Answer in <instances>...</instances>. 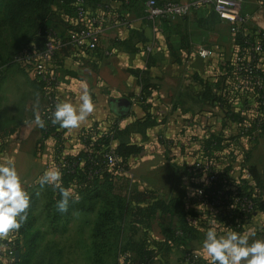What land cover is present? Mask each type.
<instances>
[{"label": "crops", "instance_id": "crops-1", "mask_svg": "<svg viewBox=\"0 0 264 264\" xmlns=\"http://www.w3.org/2000/svg\"><path fill=\"white\" fill-rule=\"evenodd\" d=\"M106 1L100 0L101 3ZM143 4V0H135L131 6L124 8L113 4L119 12L116 13L119 21L114 27H105L97 50L59 58L69 76L68 90L61 93L66 107L64 129L74 140L80 132L102 126L106 118H118L122 133L112 144L113 148L123 140L141 147V152L129 159L123 176L113 177L112 195L127 198L134 193L150 191L165 200L179 197L185 201L188 210L193 189L182 167L184 163H190L189 155L193 149L185 146L183 153H180L177 147L166 154V149L158 142V136H173L176 142L187 145L191 137H203L208 132L216 134L220 131L222 110L209 107L203 86L207 84L212 92L222 86L226 62L233 56L236 34L232 32L231 24L207 8L155 25L147 24L141 14ZM51 9L66 23L56 24V30L65 35L73 19L65 14L60 3H54ZM242 12L247 16L243 36L264 32V0H244ZM212 43L218 47V51L211 59H201L193 50L195 46L207 47ZM11 71L4 74L0 82V180L8 185L27 188V194L40 193L44 185L54 184L58 179L53 163L57 141L53 138L43 139L41 134L38 119L46 102L38 83L28 75L21 76ZM140 80L147 81L155 88L147 99L149 111L138 104ZM121 101H127L128 106L120 105ZM231 108L234 113H240L241 104L232 103ZM149 115V121H154V124L144 127L141 124L146 119L144 117ZM186 149L189 150L187 153ZM262 159L264 131L260 132L247 162L253 171L250 183L256 186L260 196L250 226L240 235L222 240L219 227H216L211 215L206 214L205 217L209 216L206 228H198L196 239L188 244L199 257L208 258L214 252L215 243L224 242L222 254L231 264H264ZM106 209L99 204L93 211H69L66 216L56 220V234L66 237L68 231L74 229L70 245L84 249L82 254L72 256L74 264L114 263L112 251L104 249L98 254L94 249L98 214ZM196 209L201 210L199 207ZM64 210L62 208L61 212ZM159 222L158 219L152 220L147 229V238L161 245L167 229H175L178 221L176 218L170 219V226ZM119 224L115 222L118 227ZM142 228L138 227V237L146 230ZM125 235L127 237V230ZM125 235L122 243L126 241ZM111 240L108 244L112 243ZM66 242H69L67 238ZM56 247L59 248L56 252V261L59 262L63 248L57 242ZM182 250L173 247L161 253L158 256L160 260L154 264H160V261L178 264Z\"/></svg>", "mask_w": 264, "mask_h": 264}, {"label": "trees", "instance_id": "trees-1", "mask_svg": "<svg viewBox=\"0 0 264 264\" xmlns=\"http://www.w3.org/2000/svg\"><path fill=\"white\" fill-rule=\"evenodd\" d=\"M83 1L90 9H94L95 6L101 3L100 0ZM77 2L78 0H0V12L3 10L5 22L17 26L19 22L27 20L33 21L36 26L31 37L15 53L19 52L29 43L38 42V37L45 34L48 30L57 29L56 24L66 25L57 13L52 11L51 7L54 3H60L65 14L69 15V18L74 19ZM108 2L111 6V12L117 15L116 13L119 12L113 7V4H116V7L124 8L131 6L135 0H128V4H125L121 0H108ZM68 29L71 30L72 26H69ZM248 41L251 43L252 39L249 40L246 36H243L242 30L236 34L233 56L226 62L222 86L216 89L215 92H212L207 84L203 86L204 98L209 107L222 110L220 131L216 134L208 132L203 137H191L190 141L186 142L187 145L176 142L174 146L171 145L172 147H164L166 154L177 147H179L180 153H183L186 147H190V150L193 149L189 155L190 163H184L182 167L193 189L192 197L188 203L190 205L188 210H186V203L183 199L174 197L165 200L157 197L154 195V192L150 191L134 193L127 198L112 195L113 176L104 171L103 164L100 166L95 165V167L90 165L91 160H95L98 163L103 162V154L119 139L122 133L119 129L118 118H106L102 123V127L108 131V134L97 140L92 147L91 153L82 150L75 158L78 161H83V167L75 169L72 172L62 169L59 171L57 182L51 185H44L42 194L46 202L43 209L50 224L56 223V220L66 216L69 211L81 212L85 210L89 212L93 211L95 206L100 204L107 209L105 212L98 214L94 231V239L96 240L94 249H96L98 254L104 249H107L109 252L112 251L113 264H154L160 260L158 256L161 253H166L173 247H179L183 249L180 254V261L182 262L184 261L183 255L192 252L188 244L196 239L198 228H206V219L209 217H205L206 214L209 213L213 222L222 226V221L219 220L220 211L211 205L212 193L215 187L219 186L216 182L209 181L208 175L203 176V173H200L206 169L208 162L212 166L207 169L216 175L222 176L225 180L224 190L227 198L232 197L236 193L242 194L248 192L254 203V210H256L260 202V196L259 191L254 194L252 193L250 180H252L253 171L247 165L252 147L243 151V161L237 165L239 171L235 170L234 157L229 151V148L233 145L232 143H236L240 138L241 124L243 122L240 113L232 111L231 104L239 103L241 104V109L245 108L247 112H250L251 110L253 111V108L257 107L259 104L258 97L264 93V89L256 88L254 91L236 89L239 77L235 69L234 56L250 48L247 44ZM87 53V51H82L76 54L70 47L64 46L58 51L56 62L61 68L65 69L64 64L59 58L70 55L80 56ZM10 58L0 65V82L3 77L2 68H6L9 65ZM261 58L262 62L260 64L263 70L257 69V72L264 76V46ZM139 84L141 91L138 96V104L149 111L150 107L147 104V99L155 88L145 80H140ZM39 89L41 91L40 86ZM144 118L146 119L141 124L144 127L154 124V121H149L150 115ZM98 127L99 125L90 128L89 132L94 133ZM263 131L264 128L260 132ZM260 132L257 134L255 145L258 142ZM114 151L120 159V164H126L125 168L127 171L129 159L140 154L141 147L120 140L114 147ZM192 159L196 161L194 165H190ZM54 162L56 161L54 160ZM100 168L103 170L101 177L92 173L94 170ZM242 173H247L249 179H243L241 177ZM35 197L36 193L31 192L25 196L15 198L12 203V208L18 218V238L15 240L14 245L16 251L19 253L18 261L13 264H27L32 256L34 248L32 240L24 241L20 245L19 238L23 239L30 227L31 221H27V218L31 213V207L35 205ZM196 207H199L201 210L196 209ZM62 208L65 209L64 212H61ZM172 218L177 219V227L175 229H167L165 241L160 243L161 245L147 238V229L150 227L152 220L158 219L161 225L168 223V226H170V219ZM115 222H119L123 226L119 224L118 227L115 225ZM124 225L127 226V229L126 226L124 228ZM107 226L110 227L108 228ZM140 226L143 227V230H146L143 231L141 229L143 232L138 237V227ZM126 230L127 237L125 235ZM176 231L181 232L182 236H177L175 234ZM242 232L243 230H231V237L240 235ZM124 235L126 241L122 243ZM110 239H112V243L108 244ZM207 262L201 261L198 264H207ZM228 263L231 264L230 262ZM160 264L164 263L160 261Z\"/></svg>", "mask_w": 264, "mask_h": 264}, {"label": "built area", "instance_id": "built-area-1", "mask_svg": "<svg viewBox=\"0 0 264 264\" xmlns=\"http://www.w3.org/2000/svg\"><path fill=\"white\" fill-rule=\"evenodd\" d=\"M128 4V0H121ZM244 0H177L157 2L156 0H147L141 8L142 19L147 24L155 25L175 17H184L200 8H208L215 12L218 17L231 24L232 32L238 34L247 22V16L242 12ZM108 1L100 3L94 9H90L83 0H78L75 6V18L72 21V29L65 35L60 34L56 29H50L45 34L40 35L38 42L29 43L19 52L12 55L9 65H14L36 81L41 87V93L45 99L46 105L41 113L38 124L40 126L43 139L53 138L57 141L56 152L54 155V167L59 171L64 169L72 172L75 169L83 167V161L76 160V156L82 150L91 153L92 147L98 139L108 134V131L101 125L96 131L89 132L84 130L73 140L64 129V110L65 105L61 99V93L67 92L69 87V76L57 62L58 51L64 46L79 54L82 51L93 52L99 45L100 37L107 26H116L118 17L111 12ZM250 46L248 50L241 51L239 55L234 56L235 69L238 73L237 90L254 91V89H264V76L257 72L261 67V52L264 46V32H255L246 36ZM218 47L211 45L195 46L194 52L201 59H211L218 51ZM75 55V54H74ZM264 73V72H263ZM259 107L253 108L250 112L241 109L240 115L243 118L241 124V133L239 140L229 148L234 157L235 170L239 171L238 164L243 161V151L253 147L256 142L257 134L264 128V93L258 97ZM260 108V110H259ZM159 144L164 148L174 146L176 139L173 136H158ZM171 146V147H172ZM2 146L0 144V152ZM189 150L186 149V153ZM103 162L98 163L91 160L90 165H102L104 171L110 173L113 177H121L126 173V164H120V159L116 155L113 146L103 154ZM192 159L190 165L195 164ZM208 162L206 169L202 170L203 176H209V181L216 182L219 187H215L212 193L211 205L220 211L219 220L221 225H216L220 229L222 240L231 237V230H245L250 226L255 210L254 203L248 192L234 194L227 198L225 192V180L222 176L216 175L207 168L211 167ZM101 177L103 170L97 169L92 172ZM243 179H249L247 173H242ZM252 193L258 192L254 184H250ZM28 192L27 188L11 187L9 192L5 191L0 200L2 209L0 210V230L9 234L12 239L6 240L0 244V264H13L18 261L19 253L16 251L14 242L18 237L17 227L18 218L12 203L15 198L22 197ZM23 193V194H22ZM201 194V192H199ZM254 196V195H253ZM213 225V224H212ZM177 236H182L181 232L176 231ZM224 242H216L214 252L206 259L196 255L194 252L185 253L184 261L178 264H198L201 261L207 264H229L222 252L224 251ZM18 253V258L16 254ZM201 260V261H200Z\"/></svg>", "mask_w": 264, "mask_h": 264}, {"label": "rangeland", "instance_id": "rangeland-1", "mask_svg": "<svg viewBox=\"0 0 264 264\" xmlns=\"http://www.w3.org/2000/svg\"><path fill=\"white\" fill-rule=\"evenodd\" d=\"M3 17L4 13L3 10H1L0 23L3 24H0V65L5 63L17 50H19L27 42L36 27L33 21L27 20L19 22L17 26L10 25L9 23L4 21ZM217 44L219 47V39ZM11 70L17 72L18 74H21V76H26L24 72L19 70L14 65H8L6 66V68L3 67L2 73L4 75L8 72H12ZM17 76L19 77L20 75ZM262 161L264 162V159H262ZM7 185V182L3 183L0 180V195H4L5 191L9 192L11 187H15L14 185ZM41 192L43 193V190H41L40 193H36V197L34 198L35 205L31 207V213L27 218V221H31L29 225L30 227L27 230V234L23 239L21 237L19 238L20 245L24 241L32 240L33 243L34 248L32 250V256L27 264H74V258L72 256L82 254V251H84V249L79 246L72 247L70 245L71 240H73L72 235L74 229L70 230V232L68 231L66 237H60V233L56 234V223L50 224L49 219L44 214L43 206L46 201L43 198V194ZM0 200H3L2 196H0ZM1 209L2 205L0 203V210ZM66 238L69 242H66ZM8 239H11L9 237V234L0 230V244L4 243ZM56 242L60 247L63 248V251H61V260L59 262L56 261V252L59 249L58 247H56ZM78 260V263H80L81 259L79 257ZM80 264L85 263L81 262ZM105 264L112 263L111 261H107Z\"/></svg>", "mask_w": 264, "mask_h": 264}, {"label": "water", "instance_id": "water-1", "mask_svg": "<svg viewBox=\"0 0 264 264\" xmlns=\"http://www.w3.org/2000/svg\"><path fill=\"white\" fill-rule=\"evenodd\" d=\"M120 105L128 106V102L127 101H121L120 102ZM15 258H18V253L16 254V257Z\"/></svg>", "mask_w": 264, "mask_h": 264}]
</instances>
